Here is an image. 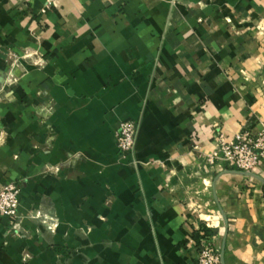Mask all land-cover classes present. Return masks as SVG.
Returning <instances> with one entry per match:
<instances>
[{
  "label": "crops",
  "instance_id": "0c3cea01",
  "mask_svg": "<svg viewBox=\"0 0 264 264\" xmlns=\"http://www.w3.org/2000/svg\"><path fill=\"white\" fill-rule=\"evenodd\" d=\"M15 57L0 264H197L204 225L223 264H264V165L204 159L264 123V0H0V73Z\"/></svg>",
  "mask_w": 264,
  "mask_h": 264
},
{
  "label": "built area",
  "instance_id": "2783aa9c",
  "mask_svg": "<svg viewBox=\"0 0 264 264\" xmlns=\"http://www.w3.org/2000/svg\"><path fill=\"white\" fill-rule=\"evenodd\" d=\"M51 3V2H50ZM138 123L122 120L117 130L118 147L123 158H129L136 150ZM216 149L204 156L210 169L224 165L227 169L242 172H257L264 165V123L259 130L246 128L235 138L228 139L223 133L216 136ZM20 187L9 184L0 188V214L16 219L21 217L19 207ZM42 217L38 213V218ZM56 227L53 221L50 228ZM198 246L197 264H223L222 253L211 237L205 238Z\"/></svg>",
  "mask_w": 264,
  "mask_h": 264
},
{
  "label": "rangeland",
  "instance_id": "374dc122",
  "mask_svg": "<svg viewBox=\"0 0 264 264\" xmlns=\"http://www.w3.org/2000/svg\"><path fill=\"white\" fill-rule=\"evenodd\" d=\"M21 69L22 66L19 57H15L12 60L10 59L3 68V73H0V101L7 98L9 94H12V92H9V89H7L8 86L12 84H22V81L19 83L18 80L23 77V73H19Z\"/></svg>",
  "mask_w": 264,
  "mask_h": 264
},
{
  "label": "trees",
  "instance_id": "16d2710c",
  "mask_svg": "<svg viewBox=\"0 0 264 264\" xmlns=\"http://www.w3.org/2000/svg\"><path fill=\"white\" fill-rule=\"evenodd\" d=\"M214 233V229L204 225L202 229L195 231L194 236L197 241V245H199L202 240L210 237Z\"/></svg>",
  "mask_w": 264,
  "mask_h": 264
},
{
  "label": "water",
  "instance_id": "95a60500",
  "mask_svg": "<svg viewBox=\"0 0 264 264\" xmlns=\"http://www.w3.org/2000/svg\"><path fill=\"white\" fill-rule=\"evenodd\" d=\"M234 171H236V172H240V173H242V174H244V175H247V176H257L255 173H253V172H242V171H238V170H234ZM224 256H225V254H224V252H222V262H224Z\"/></svg>",
  "mask_w": 264,
  "mask_h": 264
}]
</instances>
